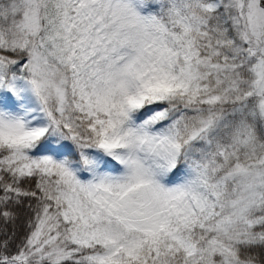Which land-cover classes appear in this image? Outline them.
Instances as JSON below:
<instances>
[{
  "label": "snow or ice",
  "instance_id": "6c2138e0",
  "mask_svg": "<svg viewBox=\"0 0 264 264\" xmlns=\"http://www.w3.org/2000/svg\"><path fill=\"white\" fill-rule=\"evenodd\" d=\"M0 264H264V0H0Z\"/></svg>",
  "mask_w": 264,
  "mask_h": 264
}]
</instances>
